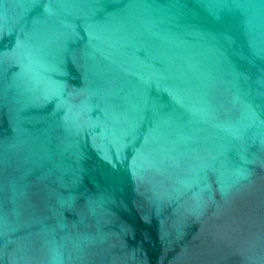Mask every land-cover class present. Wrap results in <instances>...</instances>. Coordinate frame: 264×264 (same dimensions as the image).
Wrapping results in <instances>:
<instances>
[{"label": "water", "instance_id": "1", "mask_svg": "<svg viewBox=\"0 0 264 264\" xmlns=\"http://www.w3.org/2000/svg\"><path fill=\"white\" fill-rule=\"evenodd\" d=\"M0 264H264V0H0Z\"/></svg>", "mask_w": 264, "mask_h": 264}]
</instances>
